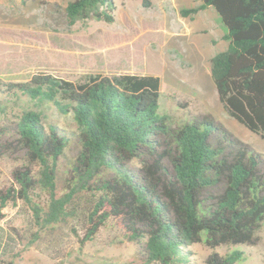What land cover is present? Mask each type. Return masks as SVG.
Returning a JSON list of instances; mask_svg holds the SVG:
<instances>
[{
	"label": "trees",
	"instance_id": "obj_1",
	"mask_svg": "<svg viewBox=\"0 0 264 264\" xmlns=\"http://www.w3.org/2000/svg\"><path fill=\"white\" fill-rule=\"evenodd\" d=\"M184 15L213 7L226 28L228 48L212 59L211 75L227 112L264 138V0H199ZM116 0H72L66 6L70 25L82 20L113 23ZM161 78L157 75H90L75 81L46 71L25 82L0 77V116L14 114L13 141L0 139V159L10 147L23 151L38 175L25 166L13 172L15 183L0 189L4 209L18 200L32 211L35 231L29 245L82 221V243L94 241L109 219H118L128 239L142 245L145 264H236L243 252L221 254L217 248L256 242L264 221V171L257 156L241 145L215 147L211 123L188 124L177 133L171 155L174 177H167L160 136L168 134L160 113ZM57 115L73 117L75 130L60 127ZM75 163L63 187L59 163L73 140ZM5 150V151H4ZM149 155L153 162L149 163ZM141 164L134 172L127 162ZM1 173V170H0ZM224 184L216 204L203 206L202 192ZM47 195L42 204L39 192ZM212 252L194 259L192 246ZM0 264H15L0 258Z\"/></svg>",
	"mask_w": 264,
	"mask_h": 264
},
{
	"label": "rangeland",
	"instance_id": "obj_2",
	"mask_svg": "<svg viewBox=\"0 0 264 264\" xmlns=\"http://www.w3.org/2000/svg\"><path fill=\"white\" fill-rule=\"evenodd\" d=\"M72 0H0V77L5 82H25L32 73L46 71L81 81L90 75L138 74L161 78L160 113L166 116L170 131L160 136V151L167 177H174L172 157L178 146L177 133L185 125L211 123L210 142L227 151L245 145L258 157L264 171V138L233 118L221 102L211 75L212 59L228 48L226 28L213 8L184 15L183 10L198 7L199 0H116L113 23L82 20L70 25L66 6ZM0 116V139H15L14 114ZM60 127L75 130L71 115H57ZM5 151V150H4ZM78 142L72 141L59 163V185L66 182L69 166L75 163ZM149 163L153 159L147 155ZM134 172L141 164L126 163ZM28 166L38 175L40 165L28 163L23 151H5L0 159V189L15 181L13 172ZM224 184L202 192L203 206L216 204ZM39 192V191H38ZM42 204L47 195L39 192ZM0 229L7 235L0 245V258L15 264H145L142 245L128 239L118 219H109L96 239L82 243V221L62 223L58 230L34 245L32 211L22 200L4 209ZM252 244L226 245L221 254L243 252L236 264H264V221ZM194 259L202 261L212 252L204 244L191 247ZM9 254L5 257V254Z\"/></svg>",
	"mask_w": 264,
	"mask_h": 264
},
{
	"label": "crops",
	"instance_id": "obj_3",
	"mask_svg": "<svg viewBox=\"0 0 264 264\" xmlns=\"http://www.w3.org/2000/svg\"><path fill=\"white\" fill-rule=\"evenodd\" d=\"M7 241L6 231L2 228L0 229V245L5 246ZM7 247V245H6ZM9 254H5L4 256L7 257Z\"/></svg>",
	"mask_w": 264,
	"mask_h": 264
}]
</instances>
